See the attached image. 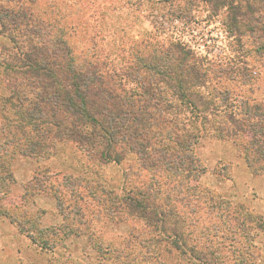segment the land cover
Listing matches in <instances>:
<instances>
[{
    "label": "rangeland",
    "instance_id": "rangeland-1",
    "mask_svg": "<svg viewBox=\"0 0 264 264\" xmlns=\"http://www.w3.org/2000/svg\"><path fill=\"white\" fill-rule=\"evenodd\" d=\"M227 1L0 0V9L46 25L77 62H95L113 75L108 86L114 82L117 92L140 88L141 57L178 44L185 61L203 60L210 68L201 91L228 89L229 110L239 118L236 100L264 102V59L246 27L230 31ZM252 16L262 19L264 12ZM8 20L0 21V264H264V156L254 170L239 141L213 133L198 139L194 153L203 172L191 184L198 191L164 190L154 204L163 221L138 215L122 200L152 180L133 154L104 162L56 140L45 153L29 155L20 132L12 146L4 145V122L18 116L15 98L24 94L21 109L36 101V84L14 81L7 65H18L13 56L38 43L31 24L13 28ZM241 139L250 137L241 133ZM160 177L165 188L174 182Z\"/></svg>",
    "mask_w": 264,
    "mask_h": 264
},
{
    "label": "trees",
    "instance_id": "trees-1",
    "mask_svg": "<svg viewBox=\"0 0 264 264\" xmlns=\"http://www.w3.org/2000/svg\"><path fill=\"white\" fill-rule=\"evenodd\" d=\"M224 5L231 12L230 31L239 33L241 27H246L251 41L257 45L256 56L264 59V16H252L264 12V0H229ZM6 18L13 28H29L32 23L22 12L0 9L2 26ZM35 23L28 30L38 36V43H29L14 55L19 64H8L6 72H12L10 77L14 81L19 78L35 83L36 101L21 109L25 96L18 102L19 93L13 89L17 102L12 107L18 116L14 123L4 122V145L12 146L20 132V138L27 141L22 151L29 155L45 153L56 140L74 142L89 158L96 155L104 162H120L133 154L138 159L139 171L152 173V180L142 181L122 200L138 215L161 221L163 218L157 214L162 208L156 210L154 204L164 190L171 194L183 187L186 193L198 191L191 184L203 168L194 146L204 133L239 141L247 164L254 170L258 167L260 157L264 156V102L250 104L242 98L234 99L239 101L242 111L241 117H236L235 110H229L232 106L228 89L219 91L213 87L209 95L201 91L210 80V68L203 60L185 61L180 57L184 49L178 50V44L162 48L157 54L139 59L145 74L136 80L138 90L121 88L117 92L114 82L113 88L108 86L115 78L113 75L103 72L95 62H77L60 36L51 39L50 29ZM10 38L17 43L14 36ZM169 59L175 63H168ZM221 92L226 94L222 96ZM241 133L250 137L248 142L242 141ZM129 173L132 172L126 175ZM163 174L174 184L165 188L160 177ZM208 194L210 201H216L209 190ZM168 198L171 197L166 195ZM72 206L75 208L74 203Z\"/></svg>",
    "mask_w": 264,
    "mask_h": 264
}]
</instances>
